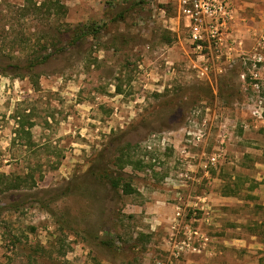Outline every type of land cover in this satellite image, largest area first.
I'll use <instances>...</instances> for the list:
<instances>
[{"label":"rangeland","instance_id":"rangeland-1","mask_svg":"<svg viewBox=\"0 0 264 264\" xmlns=\"http://www.w3.org/2000/svg\"><path fill=\"white\" fill-rule=\"evenodd\" d=\"M178 2L0 0V70L8 68L0 73V264H162L170 223L152 230L136 205L152 193L172 202L165 177L189 170L188 162L195 173L202 151L218 147L226 153L208 175L196 172L193 195H231L232 210L245 196L249 228L264 239V123L255 126L250 115L241 52L195 50ZM92 23L96 35L74 40V28ZM58 49L34 79L7 66ZM193 112L198 125L208 120V136L186 155ZM104 164L136 191L97 175ZM16 178L20 186L8 188ZM197 210L189 221L203 218ZM232 213L223 224L236 222ZM228 226V237L237 235ZM253 250L230 246L174 264H261L264 249Z\"/></svg>","mask_w":264,"mask_h":264},{"label":"built area","instance_id":"built-area-1","mask_svg":"<svg viewBox=\"0 0 264 264\" xmlns=\"http://www.w3.org/2000/svg\"><path fill=\"white\" fill-rule=\"evenodd\" d=\"M149 2L154 4V0H149ZM178 3L180 12L188 20L190 39L195 50L208 49L209 52H214L227 47L225 48L229 51L227 54L231 55L235 45L233 44L235 40L230 35L231 0H179ZM238 57L244 66V70L240 74L241 79L246 84V88L252 90L250 115L254 125L257 126L256 123H264V82L261 77V65L264 61V36L258 39L252 51L241 52ZM198 114L199 112H193V115L189 117L191 124L185 128L189 138H186L187 143L181 147L180 151L186 155L189 144L200 145L208 136V120L204 119L198 125V121L194 117ZM248 125L247 123L244 127H248ZM156 135L153 133L145 141L147 151L154 150ZM164 139L165 137L162 140L163 144ZM225 153L223 147H218L215 152L209 154L203 150L198 163L194 165L196 167L195 173L192 172L193 169L188 168L189 170L180 171L178 177H165L164 183L172 185L176 190V203L167 239L168 256L162 264H174L175 260H180L188 254H210V235L202 228L192 225V219L190 221L187 219L190 210L198 208V201L200 200L193 195L189 182L194 183L198 180L196 172L200 168L208 175L210 169L218 165ZM188 164V166L192 165L190 162Z\"/></svg>","mask_w":264,"mask_h":264},{"label":"crops","instance_id":"crops-1","mask_svg":"<svg viewBox=\"0 0 264 264\" xmlns=\"http://www.w3.org/2000/svg\"><path fill=\"white\" fill-rule=\"evenodd\" d=\"M231 2L232 19L230 22V35L235 40V45L231 54H238V52H250L255 47L258 39L264 36V0H231ZM224 52L227 53L229 51L226 49ZM187 168L194 169L192 165L188 166ZM175 194L176 190L174 191L173 196H171L173 201L166 202L165 193H152L153 200L149 201L148 197H144V202L136 205L145 210V212L148 214V217L151 219L150 223L152 230L157 229L158 224L160 223H163L164 225L165 223H170L174 215L176 203ZM195 196L200 199L198 201L199 206L198 208H195L194 211H192L196 213V210L198 209L197 212L202 213L203 218H190H192L194 221H202L204 228H206L208 224L214 225L209 226L208 229L217 231L215 232V235H210L211 252L210 254L206 255L222 253L223 250H226V248L230 246H235L237 248L247 247V251L253 249H264V239L262 236L256 232H252L249 228V224L252 223V219H249V217L254 215L248 214L244 204V200L246 199L245 196L244 198H236L238 202L236 210H232L230 207H227V205H229L231 202H233L232 200L235 199L231 195H226L222 192L215 193L213 191H209L205 194ZM134 205L135 204H133V206ZM232 211L236 212V222H232L227 225L226 223L223 224V219L228 218L229 214H233ZM216 217H221V220L217 219ZM258 218V215H256L253 219ZM262 222L263 221L259 219L257 225ZM228 225L233 226L231 229L236 231L237 235L228 237L227 231L230 228ZM263 255L264 251H262L260 255L261 264H264V262L261 261V257Z\"/></svg>","mask_w":264,"mask_h":264},{"label":"trees","instance_id":"trees-1","mask_svg":"<svg viewBox=\"0 0 264 264\" xmlns=\"http://www.w3.org/2000/svg\"><path fill=\"white\" fill-rule=\"evenodd\" d=\"M59 5V2L55 1L52 3ZM42 5H44V2L42 3ZM99 26H96L95 23L86 25L85 27L82 26H77L76 28H74L72 30L73 36H74V40L76 39H80L85 35L91 34V35H96V33L99 32ZM46 49H48L46 47ZM56 51H60V49L58 50H54L53 52H47L46 54H43L41 57L36 58L35 60H31L30 62H28V65H24L23 67L20 64H16V63H9L7 64L8 67L14 69L13 71L16 73L17 76H30V77H35L36 73H35V68L38 64L45 62L48 60V58L53 55L56 54ZM9 68V69H10ZM8 68H2L0 70V73L2 72H6ZM22 69H24V72L22 71ZM21 70V71H19ZM34 79V78H33ZM36 83V82H35ZM118 157V156H117ZM117 161H121L120 163V167L123 169L124 166L127 164V161L120 159L119 157L117 158ZM108 170V166L107 164H104L102 168L99 169L100 173H97V175H100L101 177H105L108 179V181H110L111 186L114 189H121L124 193L126 194H130L136 191V189L133 187L132 183L130 182V180H128L124 175L122 174H116V175H112L109 172H107ZM98 172V170H97ZM20 179V177H19ZM14 181H16L15 183H10L8 188H13V187H19L20 186V182L18 181V179L16 178ZM261 261L264 262V255L261 257Z\"/></svg>","mask_w":264,"mask_h":264}]
</instances>
